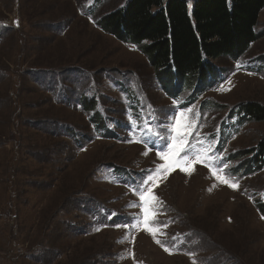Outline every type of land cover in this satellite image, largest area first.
Here are the masks:
<instances>
[{
	"label": "rangeland",
	"instance_id": "rangeland-1",
	"mask_svg": "<svg viewBox=\"0 0 264 264\" xmlns=\"http://www.w3.org/2000/svg\"><path fill=\"white\" fill-rule=\"evenodd\" d=\"M126 2L0 0V264H264V162L253 160L264 120L241 113L264 106V8L244 54L216 59L210 79L183 88L99 25ZM189 108L188 140L203 141L238 187L204 163L161 179L158 219L170 222L158 238L183 241L170 255L150 233L114 225L139 213L131 185L163 163L162 149L135 142L137 118Z\"/></svg>",
	"mask_w": 264,
	"mask_h": 264
},
{
	"label": "trees",
	"instance_id": "trees-1",
	"mask_svg": "<svg viewBox=\"0 0 264 264\" xmlns=\"http://www.w3.org/2000/svg\"><path fill=\"white\" fill-rule=\"evenodd\" d=\"M263 8L264 0H193L191 6L186 0H127L104 14L99 25L119 40L136 43L163 83L173 87L174 79L190 88L193 81L211 78L216 59L238 58L258 39L255 27ZM83 99L84 107L95 108L93 100ZM241 113L251 121L264 120L259 103L242 105ZM255 152L256 165L264 162V140ZM91 217L101 225L98 211Z\"/></svg>",
	"mask_w": 264,
	"mask_h": 264
},
{
	"label": "snow or ice",
	"instance_id": "snow-or-ice-1",
	"mask_svg": "<svg viewBox=\"0 0 264 264\" xmlns=\"http://www.w3.org/2000/svg\"><path fill=\"white\" fill-rule=\"evenodd\" d=\"M133 49H135L134 45ZM174 103H177V101H174ZM161 113L162 115L160 116L153 115L151 120L140 121L137 118L134 129L135 133L139 134V140L135 142H142L146 145L151 144L153 147L162 149L157 152V156L163 163L156 165L155 168L149 170V174L142 177L139 182L131 185L134 193L138 195V200L130 201L128 207H138L140 211L137 214H130L129 223L116 224L114 227L148 232L155 243L171 255L175 251H179L183 241H180L179 244L174 243L178 239L177 236H173L171 240L158 238L165 235L162 229L166 228L170 222L158 219L159 210L163 202L154 194L153 189L158 186L159 181L166 179L176 169L191 175L195 171L194 165L196 163H204L209 167L212 176L229 187L237 188L238 180L236 177H231V173L228 176L218 174L217 168H219L220 172H224L229 166L222 161L218 164L217 158L209 156V150L203 148V141H198L197 145H193L188 140V137L192 135V131L196 127V120L192 118L191 108L178 114L173 113L172 118H169L163 110H161ZM129 119L131 120V117ZM196 119H198V116ZM157 141H161V143L158 144ZM147 154V151L143 153V155ZM193 156L195 159L191 158ZM233 180H237V182L233 183ZM112 215L114 216L116 213H112ZM108 219H111V216ZM96 230L99 231L100 229ZM187 254L194 256L191 251ZM129 255H132V253H129ZM193 264H195V260H193Z\"/></svg>",
	"mask_w": 264,
	"mask_h": 264
}]
</instances>
